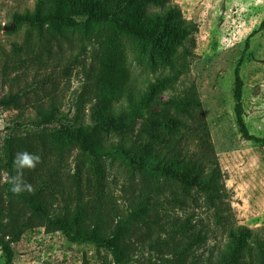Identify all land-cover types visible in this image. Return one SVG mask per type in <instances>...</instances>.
Wrapping results in <instances>:
<instances>
[{
	"label": "trees",
	"instance_id": "1",
	"mask_svg": "<svg viewBox=\"0 0 264 264\" xmlns=\"http://www.w3.org/2000/svg\"><path fill=\"white\" fill-rule=\"evenodd\" d=\"M170 1L37 0L31 12L13 16L16 25L61 37H92L99 28L104 52L89 69L98 84L94 99L85 101L88 109L78 97L73 114L53 97L35 103L25 122L39 131L18 139V150L10 145L6 151L10 200L0 196L5 264L12 263V243L32 222L61 232L68 242L104 248L116 264L128 263L132 236L150 248L159 244L157 250L176 264H264V227L235 221L194 86L154 110L163 91L183 85L180 77L193 56L196 26ZM126 45L153 80L139 82ZM240 64L234 69L236 122L244 139L262 143L243 119ZM19 98L8 95L0 106H17ZM74 152L75 171L69 174L65 166ZM108 157L119 160L127 183L110 179L101 161ZM197 208L205 222L194 221ZM158 234L165 240H157ZM218 235L222 240L207 255L197 253Z\"/></svg>",
	"mask_w": 264,
	"mask_h": 264
},
{
	"label": "rangeland",
	"instance_id": "2",
	"mask_svg": "<svg viewBox=\"0 0 264 264\" xmlns=\"http://www.w3.org/2000/svg\"><path fill=\"white\" fill-rule=\"evenodd\" d=\"M37 0H0V100L18 94L17 106H0V196L10 200L6 183L9 172L6 151L10 145L18 150V139L29 137L33 130L26 118L32 114L35 103L53 97L62 101L64 111L73 114L78 97L88 109V99H94L98 80L90 72L104 52L103 32L96 28L92 37L82 34L52 35L44 28L12 22L14 15L31 12ZM184 19L192 21V57L189 69L180 77L183 85L175 91H163L160 111L172 96L185 87L194 86L210 138L221 170L220 185L227 192L235 221L250 229L264 227V142L242 137L234 113V69L240 61L243 81V119L248 132L264 140V0H171ZM9 28L8 30H6ZM126 44V43H125ZM128 44V43H127ZM132 69L139 82L153 80L154 74L142 70L135 52L126 45ZM11 147V146H10ZM68 159L65 172L75 171L73 157ZM102 164L111 178L122 182L123 169L116 158H104ZM119 188L114 191L121 195ZM16 205L15 202H13ZM192 207H186L191 211ZM178 215L184 211L176 210ZM195 220L206 221L204 211L195 210ZM38 222L12 243L11 264H116L111 253L89 243H71L61 232L52 231ZM144 230V228H143ZM138 237H131L134 248L129 249L127 264H176L172 255L158 251L160 245L150 248ZM157 240H165L158 234ZM208 238L198 249L207 255L215 241ZM0 264H5L0 249Z\"/></svg>",
	"mask_w": 264,
	"mask_h": 264
},
{
	"label": "water",
	"instance_id": "3",
	"mask_svg": "<svg viewBox=\"0 0 264 264\" xmlns=\"http://www.w3.org/2000/svg\"><path fill=\"white\" fill-rule=\"evenodd\" d=\"M9 28H7L6 30H8Z\"/></svg>",
	"mask_w": 264,
	"mask_h": 264
}]
</instances>
